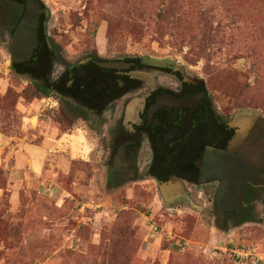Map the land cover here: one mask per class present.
Here are the masks:
<instances>
[{
  "label": "rangeland",
  "instance_id": "obj_1",
  "mask_svg": "<svg viewBox=\"0 0 264 264\" xmlns=\"http://www.w3.org/2000/svg\"><path fill=\"white\" fill-rule=\"evenodd\" d=\"M40 1L64 60L175 65L205 84L228 124L256 119L246 143L221 153L235 204L221 230L202 211L215 185L186 183L185 199L166 202L159 182L109 177L102 134L40 78L17 74L6 30L16 13L1 6L0 264H264V0ZM236 248L250 253L244 262Z\"/></svg>",
  "mask_w": 264,
  "mask_h": 264
},
{
  "label": "flooded vegetation",
  "instance_id": "obj_2",
  "mask_svg": "<svg viewBox=\"0 0 264 264\" xmlns=\"http://www.w3.org/2000/svg\"><path fill=\"white\" fill-rule=\"evenodd\" d=\"M5 5L21 19L25 1L0 0V7ZM46 15L41 16L39 35L46 36ZM17 24L6 27L9 36ZM45 40L48 61L38 64L36 54L25 71L40 78L44 91L107 140L114 165L109 177L159 183L178 179L182 191L186 183L215 185L212 193L203 191L208 203L202 211L225 230L221 215L231 216L235 204L231 185L226 188L232 183L221 176V153L232 155L229 146L237 129L223 120L205 84L178 66L141 58L89 54L69 62L55 52L47 36ZM184 194L175 201L185 199Z\"/></svg>",
  "mask_w": 264,
  "mask_h": 264
},
{
  "label": "water",
  "instance_id": "obj_3",
  "mask_svg": "<svg viewBox=\"0 0 264 264\" xmlns=\"http://www.w3.org/2000/svg\"><path fill=\"white\" fill-rule=\"evenodd\" d=\"M26 2L24 13L15 27L9 52L11 55V62L14 65L25 64L31 62L36 51L40 47L39 28L41 25V16L45 13L40 0H23ZM21 77L30 79L37 83L42 81L30 73H19ZM240 114L235 120L230 123V126L237 129V133L230 142V148H240L249 131L254 125L256 119L253 114ZM183 185V184H182ZM182 185L178 179H171L169 182L159 183L161 194L166 202H171L175 199L181 198L185 193L182 191Z\"/></svg>",
  "mask_w": 264,
  "mask_h": 264
},
{
  "label": "trees",
  "instance_id": "obj_4",
  "mask_svg": "<svg viewBox=\"0 0 264 264\" xmlns=\"http://www.w3.org/2000/svg\"><path fill=\"white\" fill-rule=\"evenodd\" d=\"M20 21V16H17L15 18V24H17L18 22ZM46 36L42 34L39 35V40H40V50H37L36 51V62L40 65H44L45 62L48 61V57H47V54H48V49H47V44H46ZM35 54V55H36ZM29 62L28 63H25V64H19V65H14V68L17 70V72L19 73H27V71H25L26 68H28L29 66ZM39 87V86H37Z\"/></svg>",
  "mask_w": 264,
  "mask_h": 264
},
{
  "label": "built area",
  "instance_id": "obj_5",
  "mask_svg": "<svg viewBox=\"0 0 264 264\" xmlns=\"http://www.w3.org/2000/svg\"><path fill=\"white\" fill-rule=\"evenodd\" d=\"M233 252L236 254L237 258H240V260L242 262H244L245 259H247L250 255L249 252H246L244 249H239V248H236L235 250H233Z\"/></svg>",
  "mask_w": 264,
  "mask_h": 264
}]
</instances>
